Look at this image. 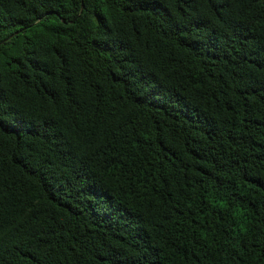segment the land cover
I'll list each match as a JSON object with an SVG mask.
<instances>
[{
  "label": "trees",
  "instance_id": "trees-1",
  "mask_svg": "<svg viewBox=\"0 0 264 264\" xmlns=\"http://www.w3.org/2000/svg\"><path fill=\"white\" fill-rule=\"evenodd\" d=\"M0 264H264V0H0Z\"/></svg>",
  "mask_w": 264,
  "mask_h": 264
}]
</instances>
